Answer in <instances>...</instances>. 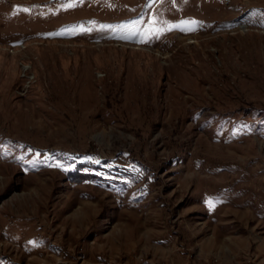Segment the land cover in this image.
I'll return each instance as SVG.
<instances>
[{
    "label": "rangeland",
    "instance_id": "obj_1",
    "mask_svg": "<svg viewBox=\"0 0 264 264\" xmlns=\"http://www.w3.org/2000/svg\"><path fill=\"white\" fill-rule=\"evenodd\" d=\"M0 264H264V0H0Z\"/></svg>",
    "mask_w": 264,
    "mask_h": 264
},
{
    "label": "snow or ice",
    "instance_id": "obj_2",
    "mask_svg": "<svg viewBox=\"0 0 264 264\" xmlns=\"http://www.w3.org/2000/svg\"><path fill=\"white\" fill-rule=\"evenodd\" d=\"M24 11H29V9H23ZM142 42H145V41H142Z\"/></svg>",
    "mask_w": 264,
    "mask_h": 264
}]
</instances>
